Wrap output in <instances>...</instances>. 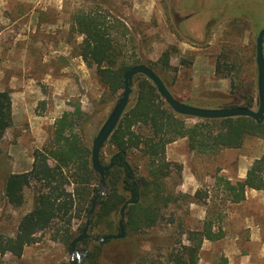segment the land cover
Returning <instances> with one entry per match:
<instances>
[{
    "label": "rangeland",
    "instance_id": "1",
    "mask_svg": "<svg viewBox=\"0 0 264 264\" xmlns=\"http://www.w3.org/2000/svg\"><path fill=\"white\" fill-rule=\"evenodd\" d=\"M91 6L126 26L128 54L152 66L178 102L204 108L233 103L229 79L214 74L218 60L223 74L233 67L235 86L254 87L257 95L255 39L264 27V0H0V92L9 93L14 113L8 133L34 134L30 139L35 144L27 153L31 158L34 150L47 144L55 120L65 112L73 114L76 108L82 121L80 133L91 147L119 98L120 93L112 95L98 82L95 67L79 57L82 37L72 30L71 16ZM166 51L169 68L160 71V65L154 63ZM132 91L130 105L135 101L133 84ZM24 100L28 103L21 106ZM21 108L29 114V121L22 120ZM196 121L185 119L187 125ZM27 141L22 137L20 145ZM7 144L0 141V241L14 237L19 219L33 207L32 188L23 190L20 206L8 204L4 196V182L12 172L2 155ZM263 153L264 138L255 137L246 138L238 149H225L215 156L193 153L184 138L167 145L164 156L171 170L164 181L165 193L174 200L153 227L130 237L127 244L109 242L98 260L114 264L164 261L178 243L188 244L187 231L200 230L210 221L215 229H223L228 244L247 256L245 264H264V190L248 191V199L232 204L225 189L226 182L241 181ZM112 155L113 150L103 146L101 164L107 165ZM129 159L137 175L144 176L146 169L138 152ZM92 187L96 192L90 196L88 208L97 193L104 197L110 192L107 185L102 192L97 182ZM118 220L119 212H113L99 219L88 234L94 238L118 235ZM84 222L85 216L72 221L74 237ZM50 237V231L39 233L37 242L25 247L19 258L0 252V264H71L74 256ZM93 242L77 245L79 264H93L91 259L82 262ZM224 245L220 240L206 244L199 257L222 264Z\"/></svg>",
    "mask_w": 264,
    "mask_h": 264
},
{
    "label": "trees",
    "instance_id": "2",
    "mask_svg": "<svg viewBox=\"0 0 264 264\" xmlns=\"http://www.w3.org/2000/svg\"><path fill=\"white\" fill-rule=\"evenodd\" d=\"M70 23L72 30L82 37L78 48L79 57L84 63L95 67L98 82L110 94H121L124 73L132 66L143 64L128 54L126 26L117 17L94 6L73 13ZM168 63L169 53L166 51L154 64L160 65L162 71L169 68ZM148 67L166 86L161 75L152 66ZM222 68L218 60L214 66V74L229 79L230 94L235 100L229 106L220 108L252 109L256 105L254 87L245 89L235 86L233 67L230 65L226 74L222 73ZM133 86L135 101L133 105L128 103L105 143L113 150V155L119 153V156L113 161L112 168L104 173L109 194L102 197L101 193H97L94 196L97 199L96 209L90 216L88 230L93 229L99 219L119 212L128 199L134 201L136 190L139 199L126 207L124 237L93 242L92 250L86 253L82 262L91 259L93 264H114L98 260L103 246L111 241L127 244L130 237L153 227L159 220L161 211L174 200L165 193L164 181L171 170L170 162L164 156L167 145L184 138L187 148L193 153L215 156L225 149L240 148L248 137L264 138V121L257 124L247 117L197 119L195 123L187 125L185 119L189 117L172 112L144 76H135ZM79 112L76 108L73 114L65 112L55 120L47 144L33 151V161L28 172L9 174L6 177L3 191L7 203L20 206L23 190L32 188L33 207L19 219L14 237L0 241V252H8L14 258H19L24 248L36 243L37 235L43 231H50L51 240L65 245L70 251V242L75 238L71 232L72 221L79 216H85L86 219L89 198L96 192L92 185L94 182L100 185L99 176L91 169L90 146L86 144L83 133H80L82 121L80 122ZM11 125L10 96L7 91H1L0 139ZM133 152H138L139 158L144 162V176L137 175V170L132 167L129 155ZM123 159L131 168V176L122 164ZM225 189L228 201L232 204L244 200L246 189L264 190V153L253 161L243 180L234 185L226 182ZM116 231L119 234L118 225ZM108 235L102 234L96 238ZM222 236L220 230H213L210 221H205L200 230L187 231L188 244L178 243L177 249L171 250L164 261L142 260L139 264H197L202 242L217 241ZM220 260L222 264L226 263L225 258Z\"/></svg>",
    "mask_w": 264,
    "mask_h": 264
},
{
    "label": "water",
    "instance_id": "3",
    "mask_svg": "<svg viewBox=\"0 0 264 264\" xmlns=\"http://www.w3.org/2000/svg\"><path fill=\"white\" fill-rule=\"evenodd\" d=\"M263 40H264V27H262L256 36L255 39V65H256V110L245 108V107H227V108H203L193 105L184 104L178 102L173 98L171 93L168 91L162 80L159 76L148 66L144 64H137L128 69L123 75V90L120 94V97L117 99L116 103L112 107L109 115L106 120L96 133L95 137L92 140L90 147V163L91 169L94 173L99 176L100 187L102 192L106 189L104 173L109 171L112 168L113 161L119 156V153H116L111 156L107 165H102L100 163L99 154L106 143L114 129L116 128L122 114L129 103V97L132 92L133 79L137 75L144 76L149 80L152 85L155 87L157 94L164 101V103L171 109L175 114L201 119V120H218L226 118H235V117H247L255 121L257 124H260L264 121V56H263ZM122 164L125 169L128 171L129 176L132 175V171L128 163L123 159ZM130 183L133 184V180L130 179ZM102 196V193L100 194ZM139 199L138 190H136L135 200L132 201L128 199L125 201L119 209V220H118V235H108L105 238H94L91 237L88 232L90 216L93 214L96 197H94L90 202V208L86 214V219L84 222V227L79 235H77L69 245L70 253L74 256L71 259V264H79L80 254L78 253L76 246L83 241H94L101 242L104 239L107 240H116L122 239L124 237V217L126 207L130 204L136 203Z\"/></svg>",
    "mask_w": 264,
    "mask_h": 264
},
{
    "label": "crops",
    "instance_id": "4",
    "mask_svg": "<svg viewBox=\"0 0 264 264\" xmlns=\"http://www.w3.org/2000/svg\"><path fill=\"white\" fill-rule=\"evenodd\" d=\"M27 103L28 102L24 100L21 102V106H24ZM12 107L13 106L11 105V117H12V123H13L14 113H13ZM21 110L22 111H20L21 112L20 116H21L22 120L26 119L27 121H29L30 120L29 114L26 113V110H24L23 108H21ZM9 129L10 128H8L5 131V133L3 134L0 141L2 140L4 142H9V144H7V147L3 150L2 155L5 156L6 161H9V167L12 170V172L10 174H20V173L28 172L31 168L33 159L30 156H28L27 153H28V149L31 147V145L35 144L34 142H32V139H30V137L32 135L34 136V134L33 133H8ZM36 134H38V133H36ZM24 136L28 138V141L24 145H20V144H22V143H20V140ZM17 169L20 170V172H15V170H17ZM248 191L257 192L256 190L246 189L244 200L249 198L248 197ZM261 191H263V190H261ZM213 230H220L221 233L223 231L222 228H216L215 229L214 227H213ZM228 239H229V237L227 235L222 236V238L219 239L221 242L225 243V245L223 246V249H222V252L224 253L223 258L226 259L225 264H234V262L230 258L233 256V254H234V256L232 258L233 259L235 258L236 261L238 262V264H245L247 256H241L240 253L237 252V249L235 247H233L231 244L227 243ZM219 240H217V241H219ZM217 241L204 240L201 244L199 252L202 250H205L206 244H210V243L217 242ZM230 254H232V255H230ZM197 264H214V263L208 262L207 260H204L203 258L199 257V253H198Z\"/></svg>",
    "mask_w": 264,
    "mask_h": 264
}]
</instances>
